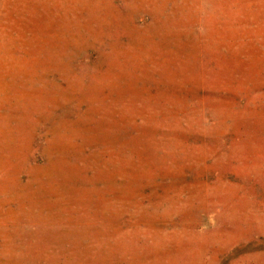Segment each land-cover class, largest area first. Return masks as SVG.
I'll use <instances>...</instances> for the list:
<instances>
[{"label": "rangeland", "instance_id": "obj_1", "mask_svg": "<svg viewBox=\"0 0 264 264\" xmlns=\"http://www.w3.org/2000/svg\"><path fill=\"white\" fill-rule=\"evenodd\" d=\"M0 264H264V0H0Z\"/></svg>", "mask_w": 264, "mask_h": 264}]
</instances>
